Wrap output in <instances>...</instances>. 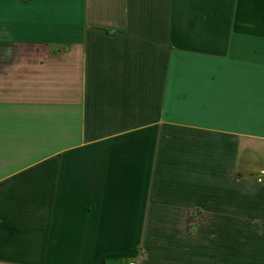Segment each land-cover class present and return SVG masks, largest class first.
<instances>
[{
    "label": "crops",
    "instance_id": "obj_1",
    "mask_svg": "<svg viewBox=\"0 0 264 264\" xmlns=\"http://www.w3.org/2000/svg\"><path fill=\"white\" fill-rule=\"evenodd\" d=\"M73 1L0 0V264H264V0Z\"/></svg>",
    "mask_w": 264,
    "mask_h": 264
},
{
    "label": "rangeland",
    "instance_id": "obj_2",
    "mask_svg": "<svg viewBox=\"0 0 264 264\" xmlns=\"http://www.w3.org/2000/svg\"><path fill=\"white\" fill-rule=\"evenodd\" d=\"M30 0H11V10L13 11H17L20 6L23 4V2H29ZM80 3H78V0H74L73 3L71 2V6L73 7V9H78ZM247 73V71H242L241 73Z\"/></svg>",
    "mask_w": 264,
    "mask_h": 264
}]
</instances>
